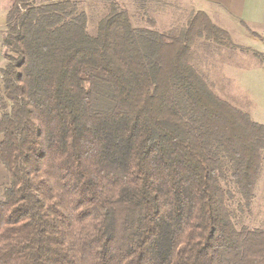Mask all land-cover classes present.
<instances>
[{
    "label": "trees",
    "instance_id": "obj_1",
    "mask_svg": "<svg viewBox=\"0 0 264 264\" xmlns=\"http://www.w3.org/2000/svg\"><path fill=\"white\" fill-rule=\"evenodd\" d=\"M9 1L0 264H264V126L195 68L205 13L163 33L102 0L92 34L93 0Z\"/></svg>",
    "mask_w": 264,
    "mask_h": 264
},
{
    "label": "rangeland",
    "instance_id": "obj_2",
    "mask_svg": "<svg viewBox=\"0 0 264 264\" xmlns=\"http://www.w3.org/2000/svg\"><path fill=\"white\" fill-rule=\"evenodd\" d=\"M126 4L132 14L133 26L152 27L159 32H177L197 12L203 38L197 44L193 62L198 72L213 83V91L249 113L264 126V39L248 26L210 14L197 0H113ZM89 12V32L97 31L99 21L107 14L102 0H93ZM9 0H0V63L4 62L1 31L4 27ZM206 17V18H205ZM211 24L219 29L212 30ZM259 33V31H257ZM210 35L212 37L207 38ZM8 183V174L0 162V187ZM1 197V196H0ZM249 226H264V170L259 181L252 214L244 217Z\"/></svg>",
    "mask_w": 264,
    "mask_h": 264
},
{
    "label": "crops",
    "instance_id": "obj_3",
    "mask_svg": "<svg viewBox=\"0 0 264 264\" xmlns=\"http://www.w3.org/2000/svg\"><path fill=\"white\" fill-rule=\"evenodd\" d=\"M210 14L232 19L253 29L257 35L264 31V0H197ZM259 31V33H257Z\"/></svg>",
    "mask_w": 264,
    "mask_h": 264
},
{
    "label": "built area",
    "instance_id": "obj_4",
    "mask_svg": "<svg viewBox=\"0 0 264 264\" xmlns=\"http://www.w3.org/2000/svg\"><path fill=\"white\" fill-rule=\"evenodd\" d=\"M261 39H264V31L260 33V36H259Z\"/></svg>",
    "mask_w": 264,
    "mask_h": 264
},
{
    "label": "clouds",
    "instance_id": "obj_5",
    "mask_svg": "<svg viewBox=\"0 0 264 264\" xmlns=\"http://www.w3.org/2000/svg\"><path fill=\"white\" fill-rule=\"evenodd\" d=\"M4 51H7V49H4ZM0 66H3V64H0Z\"/></svg>",
    "mask_w": 264,
    "mask_h": 264
}]
</instances>
